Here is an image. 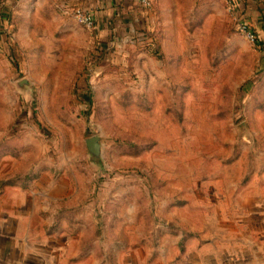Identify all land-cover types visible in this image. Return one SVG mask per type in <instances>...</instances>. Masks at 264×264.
<instances>
[{"label": "rangeland", "instance_id": "374dc122", "mask_svg": "<svg viewBox=\"0 0 264 264\" xmlns=\"http://www.w3.org/2000/svg\"><path fill=\"white\" fill-rule=\"evenodd\" d=\"M152 4V19L142 12L132 38L121 33L83 52L57 38L44 57L14 58L17 79L32 75L37 93L17 91L11 76L0 79V131L32 132L37 162L50 150H75L88 163L86 138L104 134L106 168L94 167L101 187L111 203L132 209L134 202L151 225L205 232L229 223L231 209L242 210L246 224L258 221L264 48L237 26L230 0ZM27 106L36 113L25 114Z\"/></svg>", "mask_w": 264, "mask_h": 264}, {"label": "crops", "instance_id": "0c3cea01", "mask_svg": "<svg viewBox=\"0 0 264 264\" xmlns=\"http://www.w3.org/2000/svg\"><path fill=\"white\" fill-rule=\"evenodd\" d=\"M75 7L93 15L94 28L77 21ZM151 9L138 0H0V79L14 83L22 74L17 59L48 55L57 38L78 52L121 33L132 38L142 12L152 19ZM84 80L88 89L92 81ZM0 136V264H264L259 212L246 224L242 210L231 209L229 223L183 235L175 224L151 225L134 202L132 209L111 203L106 183L101 187L94 166L78 161L75 150H50L37 162L32 132L14 127Z\"/></svg>", "mask_w": 264, "mask_h": 264}, {"label": "trees", "instance_id": "16d2710c", "mask_svg": "<svg viewBox=\"0 0 264 264\" xmlns=\"http://www.w3.org/2000/svg\"><path fill=\"white\" fill-rule=\"evenodd\" d=\"M238 4L237 26L245 25L254 35L257 46L264 48V0H235ZM10 142L6 141L8 145ZM10 150L13 147L9 145ZM3 155L0 151V156Z\"/></svg>", "mask_w": 264, "mask_h": 264}, {"label": "water", "instance_id": "95a60500", "mask_svg": "<svg viewBox=\"0 0 264 264\" xmlns=\"http://www.w3.org/2000/svg\"><path fill=\"white\" fill-rule=\"evenodd\" d=\"M14 86L17 91L30 95H35L37 93V86L34 81L28 77L23 76L14 81ZM87 146V155L89 162L94 167H99V169L106 168V160L104 156L105 147V135L104 134H94L88 136L85 140Z\"/></svg>", "mask_w": 264, "mask_h": 264}, {"label": "built area", "instance_id": "2783aa9c", "mask_svg": "<svg viewBox=\"0 0 264 264\" xmlns=\"http://www.w3.org/2000/svg\"><path fill=\"white\" fill-rule=\"evenodd\" d=\"M138 1L140 2V4L143 7H146V8H150L153 5L152 4V1L153 0H138ZM230 2L232 4V6L234 7L233 8L234 9L233 11L236 13V16H237V19H238L237 20V23H238V21H239L238 12H237L238 4L235 2V0H230ZM72 14L77 19V21L80 24H82L83 26H85L87 28H90V29L94 28V26H95V19H94L93 15L88 10H86L84 8H81V7H75L72 10ZM240 28H243V24L241 25ZM248 37L250 38V40L252 42L254 41L256 43L255 35L250 30L248 31Z\"/></svg>", "mask_w": 264, "mask_h": 264}]
</instances>
